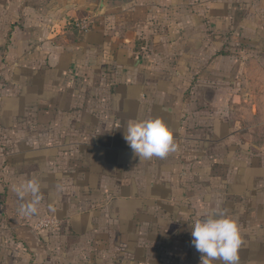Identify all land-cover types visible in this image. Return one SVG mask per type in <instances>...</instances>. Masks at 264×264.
Returning <instances> with one entry per match:
<instances>
[{"label": "crops", "instance_id": "obj_1", "mask_svg": "<svg viewBox=\"0 0 264 264\" xmlns=\"http://www.w3.org/2000/svg\"><path fill=\"white\" fill-rule=\"evenodd\" d=\"M100 5L0 0V264H264V176L233 156L249 9Z\"/></svg>", "mask_w": 264, "mask_h": 264}, {"label": "rangeland", "instance_id": "obj_2", "mask_svg": "<svg viewBox=\"0 0 264 264\" xmlns=\"http://www.w3.org/2000/svg\"><path fill=\"white\" fill-rule=\"evenodd\" d=\"M238 1H242V4H245V8L249 9V12H247L249 14L248 19L246 20L247 23H249L251 27L254 26L256 30H254V32H249V34L245 36L235 35L233 46L234 54L239 58H242L244 54L247 56H257V58H260L261 66H263L264 0H246V2L244 0ZM256 66H258V64L248 65V71H250V73L258 74V68ZM244 68H247V66H245ZM256 78H258V76H256ZM246 80L247 79L242 80V87H245V85L246 88L250 87L249 89L251 94L236 95L235 97L236 111L234 113V123L236 125V136L239 137L240 140H238V143L240 144H235L233 156L239 154L245 156L253 155L254 158L251 161H248L252 174H250L248 178L246 177L250 181L249 183L253 186L257 184L258 179H261V177L264 176L257 174L264 168V81L255 80L253 82L251 80L247 82ZM258 92L260 94H257ZM243 103H248L244 104L247 107L243 106ZM241 104L243 107H240ZM241 166H243V163L241 164ZM258 193L260 192H256V190L252 192V194H255L257 197H263L264 199L263 194L261 193L259 195ZM38 220L34 224V232L37 231L35 227ZM50 233H52V231L46 232V234ZM47 237L50 238V235ZM46 242L49 247L50 241L47 240Z\"/></svg>", "mask_w": 264, "mask_h": 264}, {"label": "built area", "instance_id": "obj_3", "mask_svg": "<svg viewBox=\"0 0 264 264\" xmlns=\"http://www.w3.org/2000/svg\"><path fill=\"white\" fill-rule=\"evenodd\" d=\"M60 221L53 216H46L38 220L36 224V230L40 233L54 232L60 229Z\"/></svg>", "mask_w": 264, "mask_h": 264}, {"label": "water", "instance_id": "obj_4", "mask_svg": "<svg viewBox=\"0 0 264 264\" xmlns=\"http://www.w3.org/2000/svg\"><path fill=\"white\" fill-rule=\"evenodd\" d=\"M108 1L109 0H101V5H100V8H99V11L101 13L104 12V10L106 9Z\"/></svg>", "mask_w": 264, "mask_h": 264}]
</instances>
